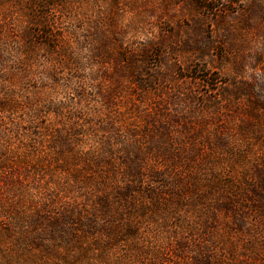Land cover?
<instances>
[{"label":"rangeland","instance_id":"rangeland-1","mask_svg":"<svg viewBox=\"0 0 264 264\" xmlns=\"http://www.w3.org/2000/svg\"><path fill=\"white\" fill-rule=\"evenodd\" d=\"M40 1H53L54 4L45 7L43 3L34 5V0H0V27L3 30L6 17L20 21L21 31L25 33L36 30L33 24L30 25V19L36 15L55 19L62 35L61 47L68 56L66 60L63 50L52 54L43 46L32 54L24 48L28 55L24 62H30L36 73L42 67L52 66L58 77L55 85L38 75L37 81L32 78L18 84L21 100L35 96L37 103L43 100L40 104L43 105L48 99L52 101L50 108L57 109V104L66 100L61 86L77 69H82L85 76L96 73L100 76L97 83L104 98L89 92L81 106L89 115L84 124L98 131L93 130L91 136L81 140L76 147L81 153L94 142L116 139L107 127L112 116L116 115L123 131L133 132L121 139L139 143L143 148L153 142L157 129L163 137L156 141L165 143L161 129L164 123H169L172 127L168 133L173 142L168 145L173 146L168 147L179 159L171 161L151 155L153 166L168 176L183 177L188 188L192 184L190 180L197 178L200 193L219 191L224 199L241 194L246 201L241 204V207H247L246 211L235 208L220 212L216 225L211 218L212 210H209V206L217 207L215 199L199 203V208L208 215L195 225L194 231L181 230L177 237L161 223L155 225L141 220L139 234H145L146 238L140 239V246L153 248L166 260L171 253H176L179 239L201 242L211 224L217 228L210 244L214 262L264 264V210L256 209L253 202L257 199L253 197L256 193L255 172L257 169L264 172V0H214L209 4L214 8L212 11L202 9L193 0ZM23 42L27 44V38ZM60 62L65 64L58 65ZM0 91L2 95L3 79L0 80ZM105 95L113 98L107 99ZM74 110L75 106L65 112ZM94 112L102 116L103 122L93 119ZM2 118L4 113L0 114ZM55 123L70 125L67 119ZM103 126L107 130L101 131ZM121 157L119 154L114 158L118 162ZM6 158L0 156L2 183L7 177L23 172L17 167L22 161L54 173L59 182H64L65 174L82 172L86 157H13L10 159L15 164L8 166ZM65 163L70 165H65L63 170ZM118 165L121 166L119 162ZM121 171L119 169L118 173ZM141 181L143 189H152L164 180L145 171ZM213 182L216 183L212 185ZM0 193L3 200L6 192ZM50 197L49 190L37 193L27 210L29 215L42 211L43 201ZM191 198L190 201L198 200L195 194ZM70 208L57 201L50 208V215L58 217ZM0 211L4 216V209ZM258 211L262 215L259 216ZM41 233L35 238H46L44 229ZM127 244L134 245L131 241ZM14 245L4 237L3 220L0 222V264H9L10 259L11 264L79 263L76 257L67 259L50 255L52 252L47 244L42 252L28 256L14 251L18 249ZM125 250L124 246H117L119 254H125ZM114 255V251L109 253V256ZM100 256L107 254L81 253L80 257L85 259L80 262L98 264L94 261L96 257L100 264L110 263L111 257ZM183 257L184 264L192 263L189 254ZM4 259H7L5 263ZM140 261L167 264L152 258Z\"/></svg>","mask_w":264,"mask_h":264},{"label":"trees","instance_id":"trees-1","mask_svg":"<svg viewBox=\"0 0 264 264\" xmlns=\"http://www.w3.org/2000/svg\"><path fill=\"white\" fill-rule=\"evenodd\" d=\"M193 1L200 4L204 10L214 9L209 5L213 4L214 0ZM35 3H43L45 7H52L54 4L53 1L48 3L40 0H34V5ZM36 16L30 19V25L33 24L36 30H29L26 33L21 31L20 21L11 17L4 18V30L0 27V65L4 64V67H0V80L4 81V93L0 94V114L4 113V118L0 119V156L7 157V166L15 164L10 159L13 157L86 158L82 172L65 174L64 182H59V179L53 176L54 173L31 167L24 161L17 165L18 171L22 170V173L18 172L7 177L3 183L0 181V192L3 190L6 192L3 200L0 193V209H4V216L0 211V222L4 220V237L14 243V247H18L14 251L28 256L42 252L41 249L48 245L52 252L50 255L55 254L59 258L67 259L78 258L79 263L74 264H82L80 261L85 258L80 257L81 253L94 252L99 255L107 254L100 258L111 257L108 264L133 262L146 264L140 259L149 258L167 264H184L185 254L190 255L189 259L192 261L190 264H219L217 261L214 262V255L210 250V244L214 241L211 237L217 234V228L211 224L201 242L195 239L192 241L179 239L176 253H171L166 260L162 259L158 251L153 248L140 246V239L146 238L145 234H139L138 225L141 224V220H147L148 223L155 225L161 223L167 226L173 237H177L181 230L194 231L195 225L208 215L199 208L201 202L207 203L215 199L217 207L209 206V210L213 212L211 218L214 219L215 225L220 212L235 208H244V211L247 209L246 206L241 207L242 203L246 204L241 194H232L229 199H224L219 191L207 190L200 193L197 178L190 180L192 184L188 188L183 183V177L168 176L153 166L151 155L171 161L179 159L176 155H172L171 148L168 147L173 146L168 145L173 142L168 133L172 125L164 123L161 129L167 143L156 141V138L163 137L156 128V134L152 137L155 140L153 139L152 143H148V146L143 148L139 143L121 139L123 136H131L133 132L123 131L115 115L109 119L111 123L107 127L117 136L116 139L114 141L105 139L101 143L94 142L81 153L76 148L81 140L91 136L93 130L98 131L84 124L85 118L89 115L85 113L81 102L85 101L89 92L104 98L98 88L99 75L91 73L85 76L82 69H77L72 74V78L61 86L66 100L64 103L59 102L57 109L50 108L52 101L48 99L46 104L40 105L43 100H39L38 104L34 99L35 96L25 100L19 98L18 84L23 81L29 82L32 78L33 81H37L35 77L38 75L55 85L57 84L55 78L58 77L55 67L52 66L42 67L36 73L29 65L30 62H24V58L28 56L24 48L28 49L29 54L43 47L50 49L52 54L63 50L62 54L67 56L65 49L61 47L62 35L55 19L44 15ZM24 38L28 40L25 45ZM64 64L65 62L58 63V65ZM105 96L107 99L113 98L111 95ZM73 106H75L74 112H65V109ZM92 116L93 119L102 121V116L97 112ZM57 118L69 120L70 125L56 124L55 122L60 120ZM102 130L107 128L103 126ZM119 154L122 155L118 161L121 166L114 158ZM4 164L2 161L1 165ZM65 165L68 167L70 164L65 163L62 166L63 170ZM29 169H32V172ZM119 169L122 170L121 173H118ZM145 171H150L152 177L163 178L164 181L157 182L158 187L143 189L141 180ZM254 184L256 193H253V197L257 199L253 202L257 205L256 209L264 210V172L260 169L255 172ZM47 190L50 191L51 197L43 201V210L29 215L27 210L37 197V193L42 194ZM192 194H195L198 200L190 201ZM57 201L64 202L71 208L63 215L54 218L50 215V208ZM82 204L88 209H83ZM43 213L49 216L45 217ZM258 213L259 216L262 215L260 211ZM43 229L47 232L46 238L36 239V236L42 235ZM90 240L95 242L91 243ZM130 241L134 245L128 246L127 243ZM119 245L126 248L125 254L117 252ZM111 251H114V256H109ZM6 260L4 259V263ZM94 261L100 264L98 258L95 257ZM12 262L10 259L8 263Z\"/></svg>","mask_w":264,"mask_h":264}]
</instances>
